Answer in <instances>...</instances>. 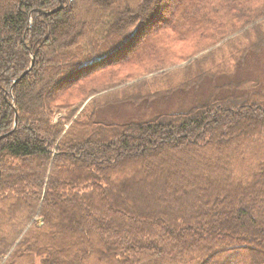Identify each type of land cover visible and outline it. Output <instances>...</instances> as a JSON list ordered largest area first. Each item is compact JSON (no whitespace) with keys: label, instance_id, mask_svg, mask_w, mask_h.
I'll use <instances>...</instances> for the list:
<instances>
[{"label":"trees","instance_id":"16d2710c","mask_svg":"<svg viewBox=\"0 0 264 264\" xmlns=\"http://www.w3.org/2000/svg\"><path fill=\"white\" fill-rule=\"evenodd\" d=\"M176 41L194 43L180 81L159 54ZM263 54L264 0H0V136L17 110L0 139V264H264V90L217 87L143 122L79 107L54 121L76 91L150 106Z\"/></svg>","mask_w":264,"mask_h":264},{"label":"rangeland","instance_id":"374dc122","mask_svg":"<svg viewBox=\"0 0 264 264\" xmlns=\"http://www.w3.org/2000/svg\"><path fill=\"white\" fill-rule=\"evenodd\" d=\"M63 5V4H62ZM64 6V5H63ZM242 42H245L244 39L235 38L234 43L237 47L240 48L243 46ZM167 46V48L165 47ZM194 43L191 41H176L170 44H163L162 50L159 54L161 57L165 55L167 52L174 54V59L171 61H165L162 66L169 67L168 71L170 74L173 75L174 78H178L177 81L182 79V69H180L183 65L187 63V57L189 53L193 50ZM224 54H229L228 47H224L223 50ZM206 54V52H201L200 54ZM222 53V52H221ZM231 53V52H230ZM182 54V55H180ZM198 54V55H200ZM183 56V57H182ZM197 56V55H196ZM183 58V59H181ZM250 59V58H249ZM247 59V61L249 60ZM258 60H249L247 63L240 65L238 71H234L235 66L229 65L226 69H229L228 73L225 75H221L216 79L206 77L201 85L199 86V90L196 95L186 93H182L179 90L174 91V94L166 100L164 99H157L152 101L150 106H147L145 102L142 104H135L130 102H122L116 104H110L108 106H104L105 104H101L103 102L109 101L112 98V95L109 94L105 96V92L94 94L93 96L84 97V95L89 94L86 91L85 94L81 93L80 91H76L73 97L74 106L69 109H62L56 110L54 115V121L56 122L60 117H65L72 111L74 108L79 107L76 116L78 117L80 114H83L85 111L87 113H91L92 110L96 111L97 119L102 122L107 123H124V122H143L149 119L154 118L158 114L161 113H172L176 111H181L190 108L194 104H200L205 102V100L209 97V95L217 89V87H222V89L218 93V98L221 96H227L230 94L235 93L236 95L245 93H255L261 92L264 90V54L263 56L257 58ZM184 60V61H182ZM170 63H174L173 65L169 66ZM157 62H146L142 65H127L129 68V72L126 73V69L119 70L115 73V78L113 81L121 80V77L128 74V77L125 78L130 83H135L140 79V75L142 74L141 70L147 67H155ZM247 64V66H246ZM180 70V71H179ZM100 75L97 78H100L104 74L103 72H99ZM177 74V75H176ZM151 76V75H150ZM151 81V78H149ZM88 82V81H87ZM161 87H163L164 80L161 82ZM83 86L85 83L82 84ZM118 92L113 91V93H118V97L124 95L122 92V88H116ZM114 93V94H115ZM133 93V92H131ZM85 98V99H83ZM92 101H97V105L94 108V104ZM101 104V105H100ZM100 105V106H98ZM3 139V138H2Z\"/></svg>","mask_w":264,"mask_h":264},{"label":"water","instance_id":"95a60500","mask_svg":"<svg viewBox=\"0 0 264 264\" xmlns=\"http://www.w3.org/2000/svg\"><path fill=\"white\" fill-rule=\"evenodd\" d=\"M64 6L61 4V6H59L58 8H56V9H53V10H50V11H43L42 13L44 14V15H52L53 13H55L56 11H59L61 8H63ZM32 65H33V63H32ZM31 65V66H32ZM31 68V67H30ZM29 70V69H28ZM28 70L26 71V72H24V74L21 76V77H23L24 75H26L27 74V72H28ZM20 79V78H19ZM19 79H17L16 81H15V83H17L18 81H19ZM15 116H16V118H15V124H14V128H13V130L12 131H10L9 133H7V134H5V135H2V136H0V139H2V138H5L6 136H8V135H10L13 131H14V129H15V127H16V125H17V110L15 109Z\"/></svg>","mask_w":264,"mask_h":264}]
</instances>
